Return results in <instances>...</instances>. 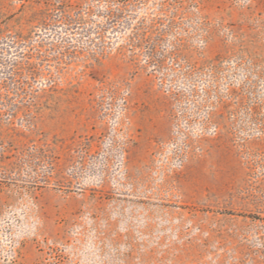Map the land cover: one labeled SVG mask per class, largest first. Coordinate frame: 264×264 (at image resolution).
I'll use <instances>...</instances> for the list:
<instances>
[{
    "label": "rangeland",
    "instance_id": "rangeland-1",
    "mask_svg": "<svg viewBox=\"0 0 264 264\" xmlns=\"http://www.w3.org/2000/svg\"><path fill=\"white\" fill-rule=\"evenodd\" d=\"M0 264H264V0H0Z\"/></svg>",
    "mask_w": 264,
    "mask_h": 264
}]
</instances>
